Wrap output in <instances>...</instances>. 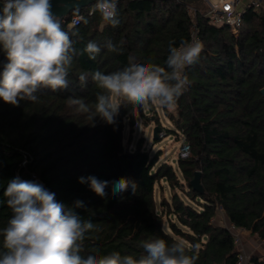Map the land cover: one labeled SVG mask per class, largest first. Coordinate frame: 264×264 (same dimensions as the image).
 <instances>
[{"label":"trees","instance_id":"1","mask_svg":"<svg viewBox=\"0 0 264 264\" xmlns=\"http://www.w3.org/2000/svg\"><path fill=\"white\" fill-rule=\"evenodd\" d=\"M94 8L95 2L62 17L68 30L71 17L83 14L71 27L78 34L70 32L76 54L66 90L42 89L38 103L21 101L19 106L0 99V228L12 215L3 191L19 176L38 180L67 206L84 201L86 207L76 212L100 229L89 234L85 245L101 254L139 256L141 241L159 236L199 244L196 264H238L231 226L264 241V12L248 8L234 35L229 25L210 22L205 0H118L117 27L106 24ZM194 36L204 47L199 61L185 70L190 87L174 109L161 107L172 126L163 127L155 116L158 136L162 130L166 136L174 133L190 145L188 156H179L176 165L157 166L159 156L145 149L144 138L133 141L136 111L145 122L149 118L143 107L122 105L115 124L97 117L95 126L68 107L70 96L95 100L93 71H116L129 57L163 64L170 40L178 46ZM107 40L124 41L122 52H109L103 47ZM89 41L102 49L94 60L83 52ZM6 62L0 51V70ZM82 72L89 74L86 86L79 81ZM148 109L157 112L158 107ZM197 170L203 192L191 185ZM89 175L108 181L130 178L138 185L136 194L129 189L113 196L109 187L102 198L78 182ZM220 210L231 226L217 220ZM251 260L264 264V254L254 252Z\"/></svg>","mask_w":264,"mask_h":264},{"label":"clouds","instance_id":"2","mask_svg":"<svg viewBox=\"0 0 264 264\" xmlns=\"http://www.w3.org/2000/svg\"><path fill=\"white\" fill-rule=\"evenodd\" d=\"M94 11L106 24L119 25L118 0H95ZM71 27L65 30L62 18L53 11V0H0V51L7 61L0 70V99L12 106L21 101L38 103L42 89L58 92L69 87L76 54ZM123 44L107 40L103 47L121 53ZM203 47L198 39L181 40L178 46L170 40L163 64L129 57L127 65L116 71L95 70L91 73L95 100L87 103L70 96L67 105L92 126L97 117L115 124L122 105L175 108L191 84L185 70L199 61ZM101 50L89 41L83 52L94 60ZM88 75H79L81 86L87 85ZM78 182L102 198L107 197L109 187L113 196L121 197L129 189L136 194L138 187L127 177L108 181L89 175L79 177ZM3 196L12 215L0 228V264H196L199 259V244L169 242L159 236L141 241L139 256L120 251L101 254L97 247H86L89 234L100 229L76 212L86 207L85 202L76 200L67 206L38 180L12 178Z\"/></svg>","mask_w":264,"mask_h":264},{"label":"rangeland","instance_id":"3","mask_svg":"<svg viewBox=\"0 0 264 264\" xmlns=\"http://www.w3.org/2000/svg\"><path fill=\"white\" fill-rule=\"evenodd\" d=\"M157 112L153 109L144 108V111L148 115V120L145 122L144 117L140 116V113L136 111V126L135 131L133 134V141H136L138 138L143 137L144 138V147L146 150H148L151 154L157 153L158 162L157 166L160 165L163 162H169L176 165V160L180 156V149L183 143V140L181 137H178L174 133H170L169 136H159V139L156 140L153 136V130L156 125L157 119H155V116L157 115L158 119L160 120L163 127H171V121L167 117V114H165L160 106H158ZM174 109V108H172ZM155 119V121H153ZM130 127V126H129ZM129 127L126 126L124 134L125 139L129 136ZM128 142V139L126 140ZM163 183L166 185V183L163 181ZM167 195H170V189L167 187ZM158 191L159 188L157 187V197H158ZM217 220L220 221L222 224L226 223V215L221 210L219 212V215L217 217ZM229 223V222H228ZM231 226V223L228 224ZM227 225V226H228ZM238 234L241 237V242L238 244L239 249H242V244L244 246L243 239L247 242L251 239H255L254 237H251L249 233L244 232V230H239ZM256 240V239H255ZM257 248L254 249V252H257L259 254H264V243L257 238ZM252 242V241H251ZM253 252V253H254ZM252 249L250 251H247V254L252 255Z\"/></svg>","mask_w":264,"mask_h":264},{"label":"built area","instance_id":"4","mask_svg":"<svg viewBox=\"0 0 264 264\" xmlns=\"http://www.w3.org/2000/svg\"><path fill=\"white\" fill-rule=\"evenodd\" d=\"M182 1V0H178ZM207 5L206 16H208L211 23L216 25H229L231 32L234 35L239 34V28L243 22V15L248 8H254L264 12V0H205ZM188 10L194 12L195 8L188 5ZM83 18V14H75L68 22V27L78 24ZM197 39L195 36L193 40ZM166 136L165 131H160L159 136ZM190 152V145L186 142L182 143L180 149V156L186 157ZM229 226V225H228ZM231 229L236 235V242H241V237L238 231L231 226ZM238 264H253L251 255L247 254L242 249H239Z\"/></svg>","mask_w":264,"mask_h":264},{"label":"water","instance_id":"5","mask_svg":"<svg viewBox=\"0 0 264 264\" xmlns=\"http://www.w3.org/2000/svg\"><path fill=\"white\" fill-rule=\"evenodd\" d=\"M183 1L187 3H193L194 1L197 0H183ZM93 2H95V0H53V11L55 14H57L62 18L63 16L69 14V12H71L72 10L88 6ZM262 92L264 93V88H262ZM158 131H159V126H155L153 130V136L155 139L159 138ZM200 175H201V171L199 170L195 171V176L191 180V185L195 190L199 192H203V186L200 182Z\"/></svg>","mask_w":264,"mask_h":264},{"label":"crops","instance_id":"6","mask_svg":"<svg viewBox=\"0 0 264 264\" xmlns=\"http://www.w3.org/2000/svg\"><path fill=\"white\" fill-rule=\"evenodd\" d=\"M226 225H228L229 223H228V219L226 218ZM244 232H247V233H249V235L251 236V237H254L255 239H251V241L249 240L248 242L246 241V240H244L243 239V242H244V246H243V244H242V250L243 251H245L246 253H247V251H250L251 249H252V253L254 252V249H258L257 248V238L255 237V236H253L251 233H250V231L249 230H244ZM262 242H264L263 240H261Z\"/></svg>","mask_w":264,"mask_h":264}]
</instances>
